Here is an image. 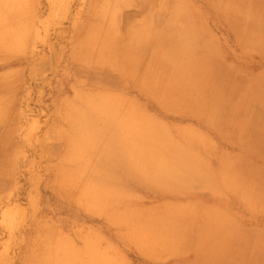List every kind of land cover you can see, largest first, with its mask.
<instances>
[{"label": "crops", "instance_id": "obj_1", "mask_svg": "<svg viewBox=\"0 0 264 264\" xmlns=\"http://www.w3.org/2000/svg\"><path fill=\"white\" fill-rule=\"evenodd\" d=\"M107 1L59 101L92 220L38 264H264V0Z\"/></svg>", "mask_w": 264, "mask_h": 264}, {"label": "rangeland", "instance_id": "obj_2", "mask_svg": "<svg viewBox=\"0 0 264 264\" xmlns=\"http://www.w3.org/2000/svg\"><path fill=\"white\" fill-rule=\"evenodd\" d=\"M118 12L107 0H0V264H38L37 248L57 257L59 243L92 220L69 204L58 177L67 179L58 165L69 162L59 101L90 79L76 63L97 58L86 54L84 33ZM43 256L39 264H53ZM258 257L254 248V264Z\"/></svg>", "mask_w": 264, "mask_h": 264}, {"label": "bare ground", "instance_id": "obj_3", "mask_svg": "<svg viewBox=\"0 0 264 264\" xmlns=\"http://www.w3.org/2000/svg\"><path fill=\"white\" fill-rule=\"evenodd\" d=\"M154 250H156V248H154ZM143 252V251H142ZM144 253V252H143ZM146 253V252H145ZM148 253V252H147ZM149 255V254H148ZM146 257H147V255H146ZM151 257H152V255H151ZM155 257H156V255H155ZM158 257V256H157ZM153 258H154V256H153Z\"/></svg>", "mask_w": 264, "mask_h": 264}]
</instances>
